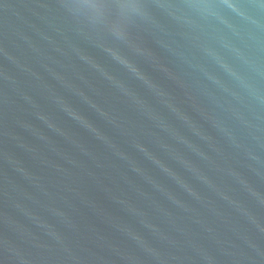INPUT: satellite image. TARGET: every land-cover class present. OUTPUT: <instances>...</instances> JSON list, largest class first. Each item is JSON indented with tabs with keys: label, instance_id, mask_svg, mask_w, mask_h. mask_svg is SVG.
I'll list each match as a JSON object with an SVG mask.
<instances>
[{
	"label": "water",
	"instance_id": "obj_1",
	"mask_svg": "<svg viewBox=\"0 0 264 264\" xmlns=\"http://www.w3.org/2000/svg\"><path fill=\"white\" fill-rule=\"evenodd\" d=\"M0 264H264V0H0Z\"/></svg>",
	"mask_w": 264,
	"mask_h": 264
}]
</instances>
